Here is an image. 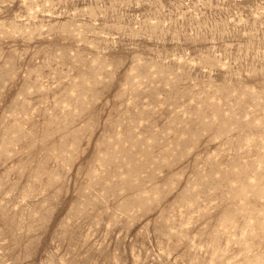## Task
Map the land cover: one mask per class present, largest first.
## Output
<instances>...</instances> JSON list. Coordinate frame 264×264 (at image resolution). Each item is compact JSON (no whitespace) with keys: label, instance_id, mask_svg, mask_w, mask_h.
<instances>
[{"label":"rangeland","instance_id":"rangeland-1","mask_svg":"<svg viewBox=\"0 0 264 264\" xmlns=\"http://www.w3.org/2000/svg\"><path fill=\"white\" fill-rule=\"evenodd\" d=\"M0 264H264V0H0Z\"/></svg>","mask_w":264,"mask_h":264}]
</instances>
